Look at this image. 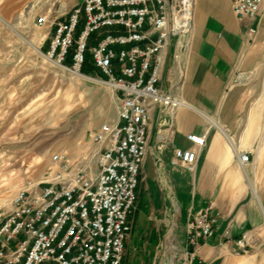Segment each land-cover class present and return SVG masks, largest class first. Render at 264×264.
<instances>
[{
	"label": "built area",
	"instance_id": "obj_1",
	"mask_svg": "<svg viewBox=\"0 0 264 264\" xmlns=\"http://www.w3.org/2000/svg\"><path fill=\"white\" fill-rule=\"evenodd\" d=\"M230 4L237 20L247 22L251 40L257 31L252 21L264 10V0ZM194 8L195 0H77L64 13L40 12L35 24L48 26L43 55L65 70L92 76L82 72L88 52L95 76L110 90L116 117L89 130L95 148L83 166L65 152H53L42 176L17 189L0 220V264H122L151 114L159 112L161 127L170 132L175 112L185 105L173 82L163 87L162 74L170 48L174 66L184 67ZM207 134H188L194 148H173L172 165L193 171ZM235 152L241 165L250 162L247 152ZM218 219L211 205L190 214L179 258L193 259L200 241L214 236ZM232 224L228 220L225 238ZM251 242L243 233L235 252L247 253ZM171 248L175 257L177 247Z\"/></svg>",
	"mask_w": 264,
	"mask_h": 264
},
{
	"label": "crops",
	"instance_id": "obj_2",
	"mask_svg": "<svg viewBox=\"0 0 264 264\" xmlns=\"http://www.w3.org/2000/svg\"><path fill=\"white\" fill-rule=\"evenodd\" d=\"M67 1L72 7L77 0ZM26 4L0 0V19L12 20ZM256 21L250 40L247 22L237 20L230 0H195L184 67L174 66L170 48L162 74L163 87L173 82L185 105L175 112L170 132L161 127L159 112L151 114L122 264L171 262V247L160 253L161 238L170 236L184 249L186 220L210 205L219 213L214 236L200 241L193 259L182 256L177 264H220L233 255L243 233L252 244L264 242V10ZM206 130L194 170L173 166V148H194L187 135ZM235 151L247 152L250 162L241 165ZM228 220L233 224L225 238Z\"/></svg>",
	"mask_w": 264,
	"mask_h": 264
},
{
	"label": "rangeland",
	"instance_id": "obj_3",
	"mask_svg": "<svg viewBox=\"0 0 264 264\" xmlns=\"http://www.w3.org/2000/svg\"><path fill=\"white\" fill-rule=\"evenodd\" d=\"M67 2L51 6L49 0H27L12 20L0 19V220L23 182L39 179L51 166L53 152H65L83 166L95 148L89 130L116 117L105 84L79 78L43 56L48 26H37L36 18L47 8L64 13L71 8ZM85 56L84 67L93 70L91 56ZM173 245L176 256L171 257V248L168 264L179 262L181 248L176 239L161 238V254ZM220 264H264V242L251 243L247 253L233 252Z\"/></svg>",
	"mask_w": 264,
	"mask_h": 264
},
{
	"label": "bare ground",
	"instance_id": "obj_4",
	"mask_svg": "<svg viewBox=\"0 0 264 264\" xmlns=\"http://www.w3.org/2000/svg\"><path fill=\"white\" fill-rule=\"evenodd\" d=\"M35 50L38 52V53H41L40 52V50L37 48V47H35ZM44 56V55H43ZM46 57V56H45ZM47 58V57H46ZM48 59V58H47ZM49 60V59H48ZM51 62H53L52 60H50ZM54 63V62H53ZM56 64V63H55ZM62 68V67H61ZM64 69V68H63ZM72 72V74L73 75H75V76H78L79 78H83V79H85V80H89V81H94V82H99V83H101V81H99V80H97V79H94V78H92V77H90V76H86V75H83V74H78L77 72H74V71H71Z\"/></svg>",
	"mask_w": 264,
	"mask_h": 264
},
{
	"label": "trees",
	"instance_id": "obj_5",
	"mask_svg": "<svg viewBox=\"0 0 264 264\" xmlns=\"http://www.w3.org/2000/svg\"><path fill=\"white\" fill-rule=\"evenodd\" d=\"M82 72L85 73V74H88V75H93L94 74V71L93 70H87L85 67L82 69Z\"/></svg>",
	"mask_w": 264,
	"mask_h": 264
}]
</instances>
